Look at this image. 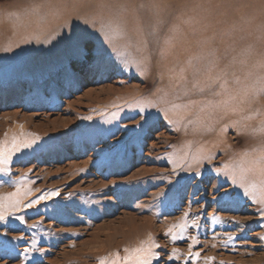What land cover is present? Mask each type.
<instances>
[{"label": "rangeland", "instance_id": "374dc122", "mask_svg": "<svg viewBox=\"0 0 264 264\" xmlns=\"http://www.w3.org/2000/svg\"><path fill=\"white\" fill-rule=\"evenodd\" d=\"M162 75L184 90L147 115ZM262 86L264 0H0V147L33 141L0 165V197L58 193L0 223V264H124L153 244L150 264H264ZM204 155L212 170L189 168Z\"/></svg>", "mask_w": 264, "mask_h": 264}, {"label": "snow or ice", "instance_id": "6c2138e0", "mask_svg": "<svg viewBox=\"0 0 264 264\" xmlns=\"http://www.w3.org/2000/svg\"><path fill=\"white\" fill-rule=\"evenodd\" d=\"M100 32L102 36L104 37L105 43L109 44L112 48L111 55L115 56L116 59L120 60L121 63H125L127 61L126 55L120 54V48L117 47L114 40L116 37H122L123 32L120 29L118 24H113L112 22L108 23H102ZM124 47H128L125 45ZM74 55L79 58L82 61L85 62H91L93 59L92 57V46L88 41H84L81 44H79L76 49L74 50ZM193 87H198L197 85H193ZM221 90L226 88V81L220 85ZM200 91H204V88H199ZM187 94V93H185ZM216 95H220V92H216ZM254 94L256 96H259L261 94H264V86L255 89ZM177 99H180L179 96H177ZM242 102V101H241ZM193 102H189L187 104H175L173 105L174 109H181V108H188L191 106ZM165 118L168 116L167 110L164 112ZM172 123V121H169ZM260 131L264 132V125L261 126ZM33 141H24L22 144L17 142V138H12V148L9 151H5L4 148L0 147V165H3L8 162L10 155L12 152L18 151L21 147L28 148L31 147ZM248 153H244V156H247ZM253 163L255 164H264V152L260 154V156L257 158L256 161ZM227 167V165H225ZM0 171H3V168H0ZM261 175L264 176V167L260 169ZM241 187L245 188L244 194L247 196L249 194V186H246L243 182V178L241 179ZM251 187H255V185H251ZM31 194V190L27 189L24 191H21L20 187L17 188V191L14 193L9 194L7 197H0V223H4L8 220L9 216L14 215L15 213H18L21 209L27 208L32 209L36 205H39L41 201H44L46 199H49L51 196L58 195V193L51 192L46 194H41L38 198L29 201L27 204L23 203V200L26 196ZM17 220L20 221V223L24 222V218L21 216L15 217ZM33 227H35L33 225ZM6 234V233H5ZM152 247H159V245L153 244L149 245L148 248H138L134 249L131 252H129L128 249H125L124 251L128 253L123 258L124 264H150V261L147 259H143L142 256L145 252H149ZM198 255V254H197ZM120 258L117 255L116 260L112 262V264H119ZM100 264H105L104 261H101Z\"/></svg>", "mask_w": 264, "mask_h": 264}, {"label": "bare ground", "instance_id": "6f19581e", "mask_svg": "<svg viewBox=\"0 0 264 264\" xmlns=\"http://www.w3.org/2000/svg\"><path fill=\"white\" fill-rule=\"evenodd\" d=\"M16 2H20L21 0H15ZM40 31V30H39ZM35 32V31H34ZM38 32V31H37ZM30 36L32 38H35V37H40V36H34V35H28V38H30ZM34 36V37H33ZM175 58V57H174ZM208 59V58H207ZM210 59V58H209ZM205 63V62H204ZM204 64L201 63L199 66H200V69L201 67L203 66ZM167 67L169 69H173L175 67H178L177 65H173L171 63V65H167ZM148 84V83H147ZM196 85V84H195ZM184 87L185 85L184 84H180V86H177L176 83L171 80V78L169 77V79H164V75L162 76H159V83H158V87L156 89V93L157 95H155V97H153L152 99V102H151V107L148 108L146 107L144 111V113H146L147 115L149 113H151V111L156 107L157 104L159 105H167L168 103H170L171 101V98L174 96V94L176 93V91L178 90V93L179 92H182L184 90ZM111 90V89H110ZM131 89H127L124 93V95H119V96H116L115 99H111V98H105V99H101V97L99 98H95L96 99V102H99V106L101 108H106L108 106H111V105H114L115 103H121L123 102L124 100L126 99H129V98H133V96L135 95H138V94H142V92H138V91H134V92H131L130 91ZM82 103V102H81ZM157 103V104H156ZM156 104V105H155ZM93 105V104H92ZM100 109V108H99ZM155 115H158L156 112L153 111L152 114H150V118L154 117ZM175 116V115H174ZM180 117V116H179ZM168 119V124H174V120L172 119ZM169 121H173L172 123H170ZM176 124V123H175ZM176 129V128H175ZM234 147H236V144H234L231 149H233ZM232 151V150H231ZM231 153V152H230ZM206 154V153H205ZM208 156L207 155H204L202 158H199V159H196V161H193L192 163H190L189 165V168H196V167H199V166H206L207 168H209L210 170H212L210 167L211 165L208 164L209 163V157L207 158ZM204 159H206L204 161ZM214 159V158H213ZM251 185H255L256 186H260L262 185L260 183V181L258 179H252L251 180ZM249 184V185H250ZM235 186V185H234ZM90 188V187H89ZM249 196V195H248ZM241 199H245V197H241ZM249 200L253 201L256 203V206L254 208V211L256 212H261V209L264 210V193L262 194H259L257 197H252V196H249ZM45 203V202H44ZM228 217V216H227ZM262 219H264V216L261 217Z\"/></svg>", "mask_w": 264, "mask_h": 264}]
</instances>
